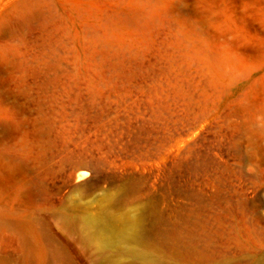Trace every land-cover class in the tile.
<instances>
[{"label":"rangeland","instance_id":"374dc122","mask_svg":"<svg viewBox=\"0 0 264 264\" xmlns=\"http://www.w3.org/2000/svg\"><path fill=\"white\" fill-rule=\"evenodd\" d=\"M264 264V0H0V264Z\"/></svg>","mask_w":264,"mask_h":264},{"label":"bare ground","instance_id":"6f19581e","mask_svg":"<svg viewBox=\"0 0 264 264\" xmlns=\"http://www.w3.org/2000/svg\"><path fill=\"white\" fill-rule=\"evenodd\" d=\"M151 264H162L159 260H154Z\"/></svg>","mask_w":264,"mask_h":264}]
</instances>
